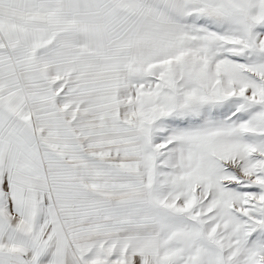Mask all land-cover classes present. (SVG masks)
Instances as JSON below:
<instances>
[{
  "label": "snow or ice",
  "instance_id": "6c2138e0",
  "mask_svg": "<svg viewBox=\"0 0 264 264\" xmlns=\"http://www.w3.org/2000/svg\"><path fill=\"white\" fill-rule=\"evenodd\" d=\"M0 264H264V0H0Z\"/></svg>",
  "mask_w": 264,
  "mask_h": 264
}]
</instances>
